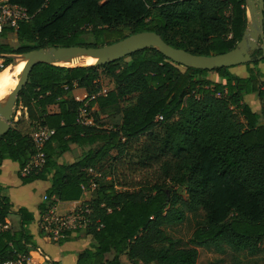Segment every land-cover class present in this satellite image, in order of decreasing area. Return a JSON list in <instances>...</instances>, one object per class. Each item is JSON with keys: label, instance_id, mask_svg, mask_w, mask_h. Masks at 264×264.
<instances>
[{"label": "trees", "instance_id": "1", "mask_svg": "<svg viewBox=\"0 0 264 264\" xmlns=\"http://www.w3.org/2000/svg\"><path fill=\"white\" fill-rule=\"evenodd\" d=\"M10 1L25 7L30 18L0 33V56L5 59L0 72L17 54L51 46L98 47L143 31H154L168 44L196 55L223 54L238 45L250 21L246 0ZM11 34L17 36V47L2 41ZM262 55L263 50L255 51L254 60L245 64L248 77L235 75L233 67L182 70L152 47L104 65L41 62L33 67L10 129L0 138V166L4 160L17 163L24 184L50 182L42 214L92 191L80 207L87 226L76 232L92 235L94 243L79 252L75 264H122V255L131 264H198L202 247L260 254ZM102 76L113 79V89L103 91ZM77 88L87 90L85 99L74 97ZM252 93L263 101L260 112L244 100ZM52 105L59 110L52 112ZM82 109L92 124L81 120ZM25 113L29 128L23 125ZM39 127L54 131L43 148L46 162L22 175L38 152L31 133ZM73 146L82 150L80 158L61 162ZM141 170L153 173L144 180L128 176ZM12 206L0 186V263L38 248L29 228L35 218L28 208L17 211L20 229L5 228ZM187 209H202L205 219L190 246L181 247L166 226L182 223ZM72 233L57 241L64 243Z\"/></svg>", "mask_w": 264, "mask_h": 264}, {"label": "water", "instance_id": "2", "mask_svg": "<svg viewBox=\"0 0 264 264\" xmlns=\"http://www.w3.org/2000/svg\"><path fill=\"white\" fill-rule=\"evenodd\" d=\"M246 3L249 20L251 19L248 28L238 45L223 54L196 55L168 44L154 31L133 33L119 41L98 47L51 46L26 53L25 65L18 83L7 97L0 101V138L10 129L19 94L27 84L33 67L41 62L59 65L58 63L69 62L79 57H93L98 59L95 65H104L151 47L181 66L209 71L248 64L254 60L253 53L257 50H263V55L258 57L261 60L264 57V0H246Z\"/></svg>", "mask_w": 264, "mask_h": 264}, {"label": "crops", "instance_id": "3", "mask_svg": "<svg viewBox=\"0 0 264 264\" xmlns=\"http://www.w3.org/2000/svg\"><path fill=\"white\" fill-rule=\"evenodd\" d=\"M12 36H17L11 34ZM259 67L264 72V62L259 64ZM232 72L240 77H248L247 66L245 64L239 65L232 68ZM217 75V73H216ZM212 79L215 81H220L219 76H212ZM73 95L78 100H83L87 97V90L84 88H77L73 91ZM244 100L251 105V107L260 112L263 106V101L257 93L248 94L244 97ZM52 112H57L59 110L58 105L50 106ZM22 113L19 111V114ZM25 121L27 124V114L25 113ZM75 149H80L76 146H73L71 151L64 153L63 157L60 159L61 162L72 163L78 160L82 154L80 149V154L76 158H69L68 155L73 152ZM19 166L17 163L10 160H4L0 166V186L4 187L5 193L10 197L11 203L13 204L11 208V213L7 218L6 229L12 228L14 230L20 229L21 217L17 214V211L21 207L28 208L34 215V222L29 226L31 233L34 235L38 248L32 250L30 255L32 257L33 264H47V261H57L60 264H75L79 252L89 248L94 243L92 235H87L84 231L73 232L69 239L64 243L60 244L58 241L54 240L51 236L41 233L42 228V217L43 214L40 210L41 204L45 202L44 196L46 195L47 189L50 186L49 181L38 180L30 184H23V181L18 175ZM24 187L23 190L27 191L28 197L23 200H18L19 203L16 205L13 201L11 194H8V190H13L15 188ZM9 188V189H8ZM92 198V191H85L82 198L79 200L73 201H60L58 202L53 210L58 213H68L76 209H79L82 204L86 201H89Z\"/></svg>", "mask_w": 264, "mask_h": 264}, {"label": "built area", "instance_id": "4", "mask_svg": "<svg viewBox=\"0 0 264 264\" xmlns=\"http://www.w3.org/2000/svg\"><path fill=\"white\" fill-rule=\"evenodd\" d=\"M30 15L27 9L19 4H14L10 0H0V33L6 28L17 29L21 22L29 20ZM0 67L3 64L0 63ZM159 120L163 117L159 116ZM81 120L85 123L92 124L93 118L89 116L86 109L81 110ZM54 134V131L46 127H39L31 133V136L38 149L31 161L22 169V175H27L33 170L40 169L46 162V155L43 150L48 139ZM91 191V190H89ZM47 200V196H44ZM50 208L43 214L42 228L54 240H59L68 236V232L83 230L87 226V219L83 211L76 209L68 213H58ZM0 264H33L31 255L22 256L16 260H9Z\"/></svg>", "mask_w": 264, "mask_h": 264}, {"label": "rangeland", "instance_id": "5", "mask_svg": "<svg viewBox=\"0 0 264 264\" xmlns=\"http://www.w3.org/2000/svg\"><path fill=\"white\" fill-rule=\"evenodd\" d=\"M105 1V0H103ZM250 18V17H249ZM251 21V19H250ZM94 38H90L87 42L93 41ZM5 42L10 43L12 46L17 47L19 45V42L15 36L10 35L7 40H2ZM26 60L25 59V54L23 55H16L14 57V61L11 65L8 67H14V70L16 67H18L19 63L22 61ZM5 59L0 56V63H4ZM17 63V64H16ZM236 67V66H235ZM180 69L184 70V66H180ZM13 70V71H14ZM23 70V69H22ZM22 71L18 74V80L19 76L21 75ZM210 76H217L215 72H210ZM103 91L107 92L111 89L114 88L115 84L112 78L108 76H102L101 79ZM16 106H15V111H16ZM17 120V119H15ZM26 128L27 124H23ZM31 131V130H30ZM34 131V130H33ZM80 154V149H75L73 150L72 153L68 155L69 158H76ZM153 171H138L135 174L133 173H128L129 177L132 179H145L148 177V174H152ZM24 184V183H23ZM30 184V183H29ZM27 185V184H25ZM24 187L27 186H21L19 188H15L12 191L8 190V194H11L13 197L14 203L17 205L19 203L18 200H23L28 197L27 191L25 189L23 190ZM9 189V188H8ZM46 201V199H44ZM205 219V212L202 209L196 210V211H191V210H186V218L182 223L179 224H172L166 226V231L167 233L176 239L178 241L179 246L181 247H188L190 246V238L198 226V224L202 223ZM200 251V256L198 260V264H208L210 262H215V264H264V252L257 254V255H250L246 251H236L233 250L230 247L226 248L225 252H218L215 249H207V248H199ZM122 264H131L128 260V257L126 255H122Z\"/></svg>", "mask_w": 264, "mask_h": 264}, {"label": "bare ground", "instance_id": "6", "mask_svg": "<svg viewBox=\"0 0 264 264\" xmlns=\"http://www.w3.org/2000/svg\"><path fill=\"white\" fill-rule=\"evenodd\" d=\"M98 59L93 57H79L69 62L58 63L59 66H85L95 65ZM17 64V63H16ZM25 60L19 63L18 67H6L0 72V101H3L18 83V74L22 71ZM14 70V71H13ZM20 77V76H19Z\"/></svg>", "mask_w": 264, "mask_h": 264}]
</instances>
